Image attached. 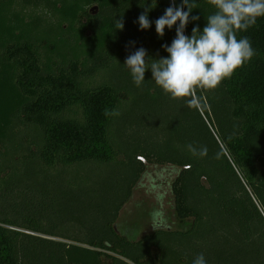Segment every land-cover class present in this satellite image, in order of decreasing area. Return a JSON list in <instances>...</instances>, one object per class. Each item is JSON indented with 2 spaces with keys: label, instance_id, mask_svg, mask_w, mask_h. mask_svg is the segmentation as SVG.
<instances>
[{
  "label": "trees",
  "instance_id": "obj_1",
  "mask_svg": "<svg viewBox=\"0 0 264 264\" xmlns=\"http://www.w3.org/2000/svg\"><path fill=\"white\" fill-rule=\"evenodd\" d=\"M169 2L157 0L142 31L151 0H0V264H192L201 253L264 264V18L237 34L255 56L198 89L195 109L150 71L137 87L123 65L140 47L167 56L175 27L160 38L154 21ZM193 6L203 29L215 8ZM139 157L180 170L175 211L189 229L117 233L146 170Z\"/></svg>",
  "mask_w": 264,
  "mask_h": 264
},
{
  "label": "clouds",
  "instance_id": "obj_2",
  "mask_svg": "<svg viewBox=\"0 0 264 264\" xmlns=\"http://www.w3.org/2000/svg\"><path fill=\"white\" fill-rule=\"evenodd\" d=\"M215 11L206 18V25H198L199 15H192L193 0H170L163 15L154 21L155 31L160 38L165 29L175 27V37L170 44H162L166 57L152 58L143 47L129 54L123 65L129 71L134 84L141 87L145 82V72H151L155 82L171 98L188 99L185 103L195 109L204 106L197 94L198 89H215L224 80L231 78L234 72L251 61L256 51L247 36L237 37L239 32H247L257 19L264 18V0H211ZM157 5H151L138 17L139 30L152 27L149 11ZM178 22V23H177ZM117 29H123L118 22ZM189 23L195 26L191 35H186ZM134 45V42H132ZM116 111L106 115H118ZM193 156L205 157L207 147L197 148L187 145ZM219 157V153L217 154ZM192 264H208L203 253L197 255Z\"/></svg>",
  "mask_w": 264,
  "mask_h": 264
},
{
  "label": "rangeland",
  "instance_id": "obj_3",
  "mask_svg": "<svg viewBox=\"0 0 264 264\" xmlns=\"http://www.w3.org/2000/svg\"><path fill=\"white\" fill-rule=\"evenodd\" d=\"M120 160H124L120 157ZM146 170L133 189L132 198L121 209L115 223L117 233L138 241L158 229L180 232L190 228L175 211L173 185L179 169L171 165L150 164L139 157Z\"/></svg>",
  "mask_w": 264,
  "mask_h": 264
}]
</instances>
